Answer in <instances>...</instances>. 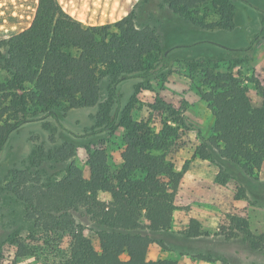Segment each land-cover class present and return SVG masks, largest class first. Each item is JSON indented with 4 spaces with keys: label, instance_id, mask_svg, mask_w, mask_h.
I'll return each instance as SVG.
<instances>
[{
    "label": "trees",
    "instance_id": "obj_1",
    "mask_svg": "<svg viewBox=\"0 0 264 264\" xmlns=\"http://www.w3.org/2000/svg\"><path fill=\"white\" fill-rule=\"evenodd\" d=\"M262 15L261 31L242 52H252L257 37L264 35V12ZM12 16L0 0V37L13 30L9 28ZM140 19L156 20L163 26L184 22L207 31L235 27L231 0H139L128 15L101 26L82 24L65 13L57 0H37L30 26L0 40V71L9 75L0 82V152L12 132L27 121L29 105L53 118L52 108L57 106L97 107L99 126L124 131L117 168L109 166L104 150L95 149L87 154L86 177L72 163L62 178L46 185L28 170L10 171L6 188L23 204L24 216L34 229L25 239L9 237L15 248L11 264L26 256L49 254L54 247L51 238L67 243L65 256L53 264H177L168 259L148 260L147 252L150 235L173 225L174 197L188 170L185 165L175 171L170 160L184 146L183 118L161 98L154 99L140 118L118 110L110 113L112 104H119V83L135 77L146 79L170 64L160 35L150 26H138ZM157 55L158 60L154 59ZM201 85L200 99L213 117L207 140L213 154L201 145L196 155L200 160L216 156L238 167L244 176H256L264 165V91L258 93L259 102L253 103L244 81L231 72L205 70ZM103 86H107L108 98L99 103ZM20 113L25 117L16 120ZM156 118L159 128L153 124ZM74 149L65 143L50 152L49 158L67 161ZM242 197L243 189H239L236 198ZM78 209L99 226L98 250L69 213ZM225 220L222 228L227 236L241 233L253 250H264V232L251 233L247 218L227 213ZM181 234L186 238L206 236L195 219L188 221Z\"/></svg>",
    "mask_w": 264,
    "mask_h": 264
},
{
    "label": "rangeland",
    "instance_id": "obj_2",
    "mask_svg": "<svg viewBox=\"0 0 264 264\" xmlns=\"http://www.w3.org/2000/svg\"><path fill=\"white\" fill-rule=\"evenodd\" d=\"M6 1L11 3L12 8L17 7L18 13L23 16H27L33 5L31 0ZM231 1L235 27L230 31H207L184 22L163 26L156 20L137 21L138 26H150L160 35L161 48L164 54H168L170 64L168 68L160 69L161 64L158 63L159 70L146 79L135 77L119 83V104H112L110 113L116 114L118 110L119 114L129 112L133 118H140L147 114L148 105L156 98L173 106L183 118L184 146L170 160L177 172L188 166L174 197L176 210L173 225L166 231L150 235L152 243L147 259L151 261L168 259L177 264H264V250H253L243 234L227 236L222 228L226 226L225 215L237 213L247 218L251 233L264 232V165L256 176L249 177L240 173L238 167L220 161L216 156L200 160L196 155L201 145L211 152L207 140L211 136L213 117L198 93V89L202 88L203 71L231 72L244 81L249 97L256 104L259 102V91H264V35L257 37L252 52L241 51L262 29L264 0ZM2 4L5 5L3 0ZM84 12L85 8L83 15ZM96 17L100 18V15ZM110 19L93 26L116 22H110ZM158 57L154 59L158 60ZM8 78L6 71H0V82ZM103 87L99 103L108 98L107 86ZM52 110L55 118L45 110L27 106V121L12 132L0 152L2 264H11L14 259L15 248L9 244V237L17 235L25 239L34 230L24 216L23 204L6 188L12 169L28 170L39 177L41 185H46L62 178L70 163L86 177L87 154L91 150H104L111 168L121 164L119 156L124 131L122 128L109 131L99 126L97 107L67 109L61 105ZM21 117L25 116L20 113L16 120ZM153 124L161 127L159 118ZM65 143L74 146V156L67 161L50 159L49 153ZM222 179H226L224 183H221ZM239 189H243V197L237 199ZM69 213L98 250L96 231L99 226L89 219L83 209ZM190 219L199 223L206 236L186 238L181 234ZM38 234L41 235L39 231ZM49 243L54 246L49 254L38 258L26 256L17 259L16 264H53L60 261L66 253L65 239L59 242L51 238ZM201 257H208L210 261Z\"/></svg>",
    "mask_w": 264,
    "mask_h": 264
},
{
    "label": "crops",
    "instance_id": "obj_3",
    "mask_svg": "<svg viewBox=\"0 0 264 264\" xmlns=\"http://www.w3.org/2000/svg\"><path fill=\"white\" fill-rule=\"evenodd\" d=\"M31 1L33 5L29 13L27 16H23V14L18 13L17 7L12 8L10 2L3 0L5 4L4 7L9 8L10 12L13 14L11 24L9 25V28L13 30L9 34L1 36L0 40L18 34L30 26L37 7V0ZM57 2L69 16L84 25L93 26L109 21L108 18L110 17V22L125 17L134 9L139 0H57ZM84 8L86 9V12H84L85 15L82 13ZM98 11H100V13ZM90 13L95 15V17ZM98 15H100V18L96 17Z\"/></svg>",
    "mask_w": 264,
    "mask_h": 264
}]
</instances>
